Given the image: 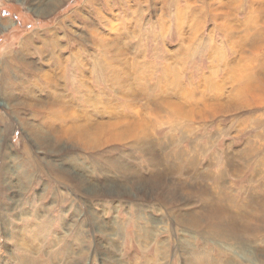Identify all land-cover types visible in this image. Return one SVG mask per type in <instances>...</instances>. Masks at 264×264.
Returning <instances> with one entry per match:
<instances>
[{
	"label": "bare ground",
	"instance_id": "1",
	"mask_svg": "<svg viewBox=\"0 0 264 264\" xmlns=\"http://www.w3.org/2000/svg\"><path fill=\"white\" fill-rule=\"evenodd\" d=\"M65 1L40 0L34 12L46 18ZM243 11L244 14L240 15ZM210 21L215 28L208 33L209 44L202 46V51L195 42L199 40ZM2 24L7 27L11 21L4 20ZM213 32L221 34L222 43L228 45L227 49L215 42ZM175 33L179 44L182 42L181 50L186 47L184 53L180 54L183 61L197 58L199 55V59L209 62L210 75L205 78L200 88H193L191 91L181 88L180 60L174 59L173 50L164 54L168 58L171 54L170 61L173 62L171 66L164 64L161 77L155 75L157 66L147 67L148 72H144L143 77L142 73H139L144 66L141 61L145 62L142 57L147 49L142 56L139 54L137 59H133V50H130L128 44L138 41L140 45L150 38L154 42L161 38H174ZM13 48L15 47L5 51L0 59V105L6 106L5 110L10 112L22 127L30 130L29 138L34 140L41 151L65 154L68 158L63 162L87 173V176H84L66 169L60 170L53 161L47 159V155L43 158L35 156L28 142L23 147L22 161L21 156L17 154L12 157L2 153L0 144V155L4 161L0 166V193L2 190L10 192L15 189L19 193L12 200L1 199L0 225L5 235L19 245V251L27 254L30 259H34V255L40 253V250L37 251V247L31 249L26 245L27 241L21 239L24 236L17 228L16 220L22 219V197L39 173L40 176L58 180L60 183L67 175L74 176L83 189L78 199L86 198V205L94 209L93 220L102 219L104 215L107 217L111 211L119 213V210L124 208H128L131 214H137V218L141 220L142 214L154 210L157 204L156 207H163L160 213L163 209L166 210L164 214L170 219V225L173 223V226L184 228L191 231L190 233H217L222 231L217 223H224L225 217H231L229 211L235 207L243 210L240 219L246 224L254 218L252 215L255 207L257 212H261L260 205L264 204V195L258 200H251L252 194L241 190V195L247 197L242 200L225 179L231 174L241 175L243 170L234 172L238 174L223 171V188L209 190L172 184L169 181L170 174L166 173V170H162L152 179L124 166L119 168L127 171L128 179L125 184H120L110 179L112 173L105 172L96 164L88 167L85 163L88 157L95 155L99 150L124 145L125 149L145 154L150 164L146 167L161 169L160 155L156 152L157 145L152 135L155 130L153 125L147 122L146 117L141 116L139 113L142 112L138 110V113L137 109L135 111L140 115L138 119L124 118L125 114L121 115L118 108L102 102L100 93L96 94L92 83L105 84L112 91H119L118 95L124 98L122 100L141 102L148 112L147 117H154L158 127L169 126L172 132L191 136L192 132L196 131L194 122L213 124L217 118L227 116H232L238 124H243L237 135H242L247 129L263 131L264 0H87L84 6L61 17L54 28L45 30L44 34L30 35L23 39L19 48ZM155 50L158 51L157 48ZM93 55L96 56L95 59ZM158 55L159 52L154 54L156 58ZM34 58L38 60L35 61ZM132 60L136 68L134 73L130 70ZM43 66H48L49 69L45 70ZM35 69L36 77L31 78V75L26 74ZM152 81H157L156 87L153 85L155 88H151ZM135 84L139 87V92L134 88ZM67 86L78 95L82 112H77L78 104L73 107L72 103H69L71 99L65 97L64 89ZM160 95L163 96L162 99ZM151 98L156 100L152 102ZM174 98H177L178 102L174 101ZM3 116L6 118L5 114ZM25 116L31 117V124H27ZM186 130L192 132L187 133ZM170 138L171 136H166L167 140ZM260 138H264V133L260 134ZM173 145L174 143H171L169 146ZM66 146L69 147L68 150ZM182 156L185 159L193 158L185 154ZM109 164L111 165V161ZM184 168L173 166V175L183 176ZM97 170L102 173L101 177H107L105 182L97 183ZM15 177H18L16 184L12 181ZM61 185L54 195L77 200L73 191L68 193L69 196L63 193L61 188L67 186ZM170 187L174 189L171 190ZM260 187L264 189V184ZM197 197H204L203 200L212 201L213 204L190 213L188 209L193 207L191 200ZM152 200H158L160 204L152 205ZM203 200L198 198L200 203ZM240 201H245L246 205L241 206ZM118 203L120 205L116 206ZM175 205V209L180 210L179 215L169 214V208ZM97 208H103V215H100L99 211L96 212ZM107 208L111 211H104ZM185 210L189 214H183ZM163 218L165 219V216ZM231 218L237 220L235 216ZM144 221L146 226L138 223L136 228L140 234H146L148 241H152L151 237L161 231L160 225L164 224L165 220L160 221L158 226L151 219L144 218ZM149 224H154V230L148 229ZM245 230L244 227L238 226L235 229L237 232L247 233ZM87 241L88 239L81 241L82 246Z\"/></svg>",
	"mask_w": 264,
	"mask_h": 264
},
{
	"label": "rangeland",
	"instance_id": "2",
	"mask_svg": "<svg viewBox=\"0 0 264 264\" xmlns=\"http://www.w3.org/2000/svg\"><path fill=\"white\" fill-rule=\"evenodd\" d=\"M38 1L40 0H0V59L8 49L12 47L19 48L24 38L37 33L44 34L45 30L54 28L61 17L84 6L87 0H66L62 6L46 18L34 12V9L39 5ZM242 14H244V11L240 15ZM4 20L11 21V24L7 27L4 26L2 24ZM156 27L155 29H157ZM214 28L215 25L211 21L208 22V26H206L201 37L195 42V45L200 47V50L203 51L202 46L209 44L208 33L210 30L213 31ZM156 33L158 34L159 30ZM213 35L218 45L228 48L226 47L228 45L222 43L223 37L221 34L213 32ZM178 40V36L175 33L174 38H161L156 42L150 38L140 45L138 41H132L128 45L130 50H133H131L133 59H137L139 54L142 56L145 49H147L146 54L142 57L145 58V62L144 60L141 61L144 65L141 67L143 71L141 69V72L139 71V73H142V77L148 72L147 67L156 66L155 75L161 77L164 64L171 66L173 62L170 61L172 58L171 54L169 58L168 56L165 57L164 54L166 51L171 53L173 50L172 53L175 52L173 54L174 59L181 61H179V76L181 75L179 84L181 88L187 91H191L193 88H200L205 78L210 75L209 62L199 59V55L197 58L188 59L190 63L187 60L183 61L180 54L184 53L186 47L181 50L182 42L179 44ZM187 50L188 47L186 52ZM158 52L159 55L156 58L154 54H158ZM66 54L68 55L67 52ZM84 57L86 58L87 56ZM92 57L93 59L96 58L95 55ZM34 60L37 61L38 59L34 58ZM133 62V60L132 62L130 61V70L134 73L136 68ZM91 64L92 61H90ZM43 67L44 69H49L48 66ZM180 67L185 69L187 74ZM26 74L31 75V78L36 77L37 70H32L31 73L26 72ZM200 74L202 75L200 76ZM155 84H157V81H152L151 88L153 85L156 87ZM135 85L134 88L136 87L137 89H135L139 92V87ZM92 86L96 89V94L100 93L102 102L118 108L119 112L122 113H120L121 115L125 114L124 118L134 120L141 115L146 117L147 122L153 125V130H155L152 131V135L157 145L156 152L160 155L161 169L146 167L147 165L150 166V164L147 162L148 159L145 154L125 149L124 145H117L112 149L99 150L95 155L88 157V161L85 163L86 166L92 167V164H96V166L104 169L105 172L112 173L110 179L113 182H120V184H125L128 176L127 171L120 169L119 166L131 168L152 179L157 177L162 170H166L165 172L170 174L169 181L172 184L201 187L209 190L223 188V185H221V173L223 171L231 174V172L243 170L241 175L233 176L231 174L230 177L225 178L227 183L232 185L233 192L237 193L242 200L247 197L241 195V190H247V193L252 194L251 200H258L263 197L264 189H260L262 188L260 185L264 184V138H260V134H263L264 130L254 131L247 129L248 131L245 130L246 132L242 135H237L243 124H238L234 117L227 116L217 118L213 124L194 122L196 131L194 133L188 130L185 131L187 133L192 132L191 136L181 132H172L171 128H168L169 126L158 127V122L154 117H147L148 112H146L145 105L141 102L135 103L122 100L124 98L118 95L119 91H112L105 84L92 83ZM64 93H66L65 97L71 99L68 101L70 104L72 103L73 107L78 104L77 112H82L78 95L76 96L69 86L64 89ZM160 98L162 99L163 96L160 95ZM155 100V98H151L152 102ZM174 101L178 102L177 98H174ZM5 109L6 106L0 105V114L2 116L0 119V144L2 153L12 155V157L19 155L22 161L24 159V156H22V154L24 155L23 147L28 142L35 156L43 158L47 155V159L53 161L60 170L66 169L70 172H77L80 175L87 176L84 170H79L77 167L63 162V160L68 158L65 154L57 151H53L54 153L41 151V148L34 140L29 138L30 130L22 127L18 120ZM135 110L138 113L140 111L142 113H139V115ZM3 114L6 115L7 119ZM25 117L27 124H31V117ZM152 121L156 124L152 123ZM188 124L191 126L190 122ZM206 128L208 129L206 130ZM168 135L171 136V141L166 139ZM184 135L189 137L186 138ZM171 143H174V145L169 146ZM68 149L69 147L66 150ZM182 154L190 155L193 158L185 159ZM2 157L0 155V166L4 163ZM109 161H111V165ZM11 164L12 162L9 163V165ZM173 166L180 168L184 166L183 176L177 177L173 175ZM14 173L16 174L15 171ZM96 174L97 183L107 180L106 176L101 177L102 173L98 170ZM40 175L41 173H39L35 182L29 186L28 191L22 197L24 203L21 206V211L26 214L22 213V219L16 220L17 228L21 230L22 233H20L24 236L21 239H24L25 242L27 241L26 245L30 246L31 249H36L37 247L36 250H40V253H37L38 255L35 254L34 259H30L31 257L27 254L20 252L19 245L5 235L0 225V264H264V204L260 205L262 206L260 213L257 212L258 209H255L256 207L254 208L252 216L255 219H251L248 224L244 223L243 219H240L243 210L241 211L240 208L235 207L229 212L231 217L235 216L237 220H232L231 217L227 216L224 219V223L218 222L217 226L222 230L221 232L202 231V233H190L191 231L189 232L184 228L173 226V223L170 225V219L164 214L166 210L163 209L162 213H160V209L163 207L159 205L158 200H152V205L159 203L160 207H156V204L154 210L145 211L141 220L137 218V214H131L132 212L128 208L119 210V213H113L107 208L104 211H111L109 215H106L107 217L104 215L102 219L93 220L92 212L94 209L86 205V198L83 200L78 199L81 197L83 189L74 176L67 175L60 183L58 180ZM15 178L12 179L14 184L18 182V177ZM61 184H66L67 186L61 188V191L68 196V193L73 191L72 193L76 194L77 200L54 195L56 189L62 186ZM170 189L174 188L170 187ZM1 192L0 202L4 198L12 200L19 194L16 189L10 192L3 190ZM198 198L200 200L204 199V197L192 199L191 206L193 207L188 209L191 211L190 213L213 204L212 201L207 200H203L200 203ZM240 204L241 206L246 205L245 201H240ZM118 205L120 204H116V206ZM74 206L75 208H73ZM175 208H177L176 205L170 207L169 214L179 215L178 212L180 210ZM97 211H99L100 215H103V208H97ZM182 213L189 214L187 210ZM163 216H165V219ZM144 218L151 219V221L156 223V226L162 220H165L164 224L160 225L161 231L151 237L153 238L152 241H148L146 234H140L136 228L138 223L143 227L146 226ZM258 219L260 220L257 222ZM211 225L212 223H210ZM237 226L244 227L247 233L235 231ZM147 227L149 230H154L155 228L154 224H149ZM167 229H170V231H166ZM82 237L88 239L84 246H82V242L85 239H82Z\"/></svg>",
	"mask_w": 264,
	"mask_h": 264
}]
</instances>
